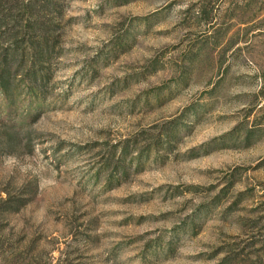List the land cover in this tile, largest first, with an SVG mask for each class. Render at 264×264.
Returning a JSON list of instances; mask_svg holds the SVG:
<instances>
[{
  "label": "rangeland",
  "instance_id": "1",
  "mask_svg": "<svg viewBox=\"0 0 264 264\" xmlns=\"http://www.w3.org/2000/svg\"><path fill=\"white\" fill-rule=\"evenodd\" d=\"M64 1L29 142L0 150L1 194L36 185L0 264H264V0ZM178 114L164 159L106 185L110 144Z\"/></svg>",
  "mask_w": 264,
  "mask_h": 264
},
{
  "label": "trees",
  "instance_id": "2",
  "mask_svg": "<svg viewBox=\"0 0 264 264\" xmlns=\"http://www.w3.org/2000/svg\"><path fill=\"white\" fill-rule=\"evenodd\" d=\"M65 5L64 0H0V29L3 28L0 36L2 151L12 153L29 142L26 126L42 108L52 73L51 65L60 50L62 27L70 20V17H64ZM180 117L178 114L164 121L156 130L149 131L150 138L141 147L134 139L110 144L104 158L105 171H108L106 185L123 181L130 170H142L141 151L146 146L156 149L157 157L164 159L166 153L163 152H167L177 139V129L173 130L169 124H177ZM137 149L139 154L132 155ZM3 188L6 193H0V227L7 220L6 213L19 211L36 193L34 184L24 192ZM236 251L230 249L220 260L235 262Z\"/></svg>",
  "mask_w": 264,
  "mask_h": 264
}]
</instances>
